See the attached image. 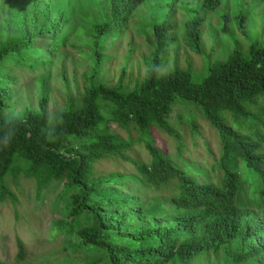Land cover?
I'll use <instances>...</instances> for the list:
<instances>
[{"label": "trees", "instance_id": "trees-1", "mask_svg": "<svg viewBox=\"0 0 264 264\" xmlns=\"http://www.w3.org/2000/svg\"><path fill=\"white\" fill-rule=\"evenodd\" d=\"M148 1H2L10 16L0 22V211L16 215L18 196L31 185L37 200L62 185L56 201L66 203L52 234L66 236L61 253L68 264L69 253L82 264H264V41L246 54L233 49L194 82L188 70L164 69L174 42L171 5L152 15L143 78L133 83L122 69L117 81L102 80L110 55L103 48ZM226 1L201 0L200 8ZM249 12L234 17L243 37ZM203 21L184 25L183 44L196 55L203 52ZM222 21L229 37V18ZM76 34L88 39L92 72L82 92L66 94L65 111L51 109L44 68ZM41 36L51 41L37 47ZM23 72H41L40 96L36 109L16 115L12 86ZM176 106L184 108L180 132L169 124ZM205 127L217 139V155ZM166 142L181 164L166 153ZM190 149L209 161L184 158ZM16 246L19 264L26 249Z\"/></svg>", "mask_w": 264, "mask_h": 264}, {"label": "rangeland", "instance_id": "rangeland-1", "mask_svg": "<svg viewBox=\"0 0 264 264\" xmlns=\"http://www.w3.org/2000/svg\"><path fill=\"white\" fill-rule=\"evenodd\" d=\"M0 0V22L7 21L10 16L2 7ZM201 0H149L141 6L137 15L131 20L130 28L125 32L114 35L112 40L103 48L102 53L106 59L101 64L100 78L107 81H117L121 70L126 69L128 75L135 81H140L147 69L145 58L153 50L154 24L152 15L160 10L165 11L173 6L171 22L173 28L168 32L174 42L168 51V59L164 69L173 70L175 67L191 72L192 80L200 82L207 75L210 64L218 60H224L233 49L239 48L246 54L249 46L255 41H264V1L257 0H229L223 2L216 10H202ZM249 12L245 21L246 35L243 37L237 31L234 17L240 13ZM229 18V37L220 31L222 16ZM199 17L204 19L201 39L203 52L201 55L192 53L182 41L184 25L188 20ZM160 21V20H159ZM35 46L49 43L50 36L38 37ZM88 39L82 35L72 36L66 47L59 51L44 70L49 74L47 84L54 94L55 100L51 103V109L59 111L67 109L66 94L75 95L82 92V83L87 74L92 72L94 56L90 52ZM176 50V51H175ZM176 52V53H175ZM41 72H23L18 81L12 86L15 104L13 114H20L26 108H37L40 96L38 77ZM53 96V95H52ZM194 110L192 105H187ZM199 116L200 114L195 111ZM184 114V108L176 106L170 116L169 124L175 130L179 129L177 115ZM202 125V122H199ZM203 136L208 138L209 143L217 155V139L214 133L204 128ZM166 153L172 161L181 164L176 157V150L168 142L163 145ZM192 162H208L209 157L197 151L186 150L183 157ZM111 169V166L107 167ZM128 169V168H127ZM63 186L59 185L52 193H47L42 200L35 198L33 186L24 189V193L18 196L19 205L16 215L10 209L0 211V260L7 264H15L17 254V241L23 243L26 249V258L19 264H68L69 260L61 253L66 244V236L62 233L52 234V223L61 218L64 211L65 200H57ZM264 217V216H263ZM72 264H82L78 256L69 253ZM196 264H204L197 261ZM244 264H255L247 262Z\"/></svg>", "mask_w": 264, "mask_h": 264}]
</instances>
